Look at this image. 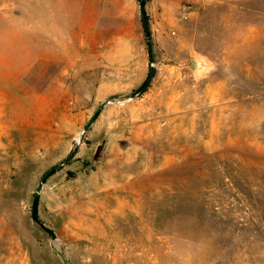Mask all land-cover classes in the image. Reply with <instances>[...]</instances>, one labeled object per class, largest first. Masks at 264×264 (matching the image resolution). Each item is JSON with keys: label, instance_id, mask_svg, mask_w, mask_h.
I'll use <instances>...</instances> for the list:
<instances>
[{"label": "rangeland", "instance_id": "374dc122", "mask_svg": "<svg viewBox=\"0 0 264 264\" xmlns=\"http://www.w3.org/2000/svg\"><path fill=\"white\" fill-rule=\"evenodd\" d=\"M140 1L0 0V264H264V0Z\"/></svg>", "mask_w": 264, "mask_h": 264}, {"label": "crops", "instance_id": "0c3cea01", "mask_svg": "<svg viewBox=\"0 0 264 264\" xmlns=\"http://www.w3.org/2000/svg\"><path fill=\"white\" fill-rule=\"evenodd\" d=\"M180 1L181 0H150L148 6L151 9L164 11L179 7Z\"/></svg>", "mask_w": 264, "mask_h": 264}, {"label": "trees", "instance_id": "16d2710c", "mask_svg": "<svg viewBox=\"0 0 264 264\" xmlns=\"http://www.w3.org/2000/svg\"><path fill=\"white\" fill-rule=\"evenodd\" d=\"M147 0H141L140 3V12L142 14L143 18V28L144 31L146 33H148V24L147 21L145 20V15H146V10H145V5H146ZM100 150V146H97L96 152L94 154V157H97V153ZM36 204H37V200L33 201V205H32V210H31V214H32V218L36 219L37 215H36Z\"/></svg>", "mask_w": 264, "mask_h": 264}, {"label": "water", "instance_id": "95a60500", "mask_svg": "<svg viewBox=\"0 0 264 264\" xmlns=\"http://www.w3.org/2000/svg\"><path fill=\"white\" fill-rule=\"evenodd\" d=\"M53 246V248H54V250L58 253V255L60 256V258H61V260H62V263L63 264H66V262H65V259H64V256H63V254L60 252V250L58 249V248H56L54 245H52Z\"/></svg>", "mask_w": 264, "mask_h": 264}]
</instances>
